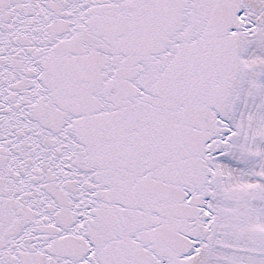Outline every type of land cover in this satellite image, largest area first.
I'll list each match as a JSON object with an SVG mask.
<instances>
[{
	"label": "snow or ice",
	"instance_id": "6c2138e0",
	"mask_svg": "<svg viewBox=\"0 0 264 264\" xmlns=\"http://www.w3.org/2000/svg\"><path fill=\"white\" fill-rule=\"evenodd\" d=\"M0 264H264V0H0Z\"/></svg>",
	"mask_w": 264,
	"mask_h": 264
}]
</instances>
